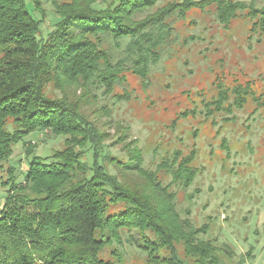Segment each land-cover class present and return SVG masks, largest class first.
<instances>
[{
    "label": "trees",
    "instance_id": "trees-1",
    "mask_svg": "<svg viewBox=\"0 0 264 264\" xmlns=\"http://www.w3.org/2000/svg\"><path fill=\"white\" fill-rule=\"evenodd\" d=\"M47 1L58 21L44 36L41 0H0V264H124L116 245L126 241L145 254V264H254L252 250L234 262L235 250L210 238L209 224L196 226L190 209H179L178 191L200 174L195 147L187 155L174 150L150 170L119 124L114 142L123 156H106L112 113L98 101L99 93L127 98L117 88L126 90L131 79L149 86L151 66L174 40V18L190 24L195 12H208L224 29L241 18L251 22V35L264 36V7L256 0ZM124 39L116 53L111 41L120 48ZM214 85L206 118L249 101L264 108L252 81L230 85L219 76ZM189 115L181 112L172 128ZM43 131L65 138L49 158L25 142ZM20 144L25 169L11 164Z\"/></svg>",
    "mask_w": 264,
    "mask_h": 264
},
{
    "label": "rangeland",
    "instance_id": "rangeland-1",
    "mask_svg": "<svg viewBox=\"0 0 264 264\" xmlns=\"http://www.w3.org/2000/svg\"><path fill=\"white\" fill-rule=\"evenodd\" d=\"M41 1L48 13L42 27L46 36L58 17L47 0ZM172 1L182 0H160L159 6ZM256 7H264V0H256ZM193 16L190 24L189 20L174 18V40L161 61L151 66L148 87L131 79L126 90L117 88L127 98L99 93L98 106L111 110L107 119L112 135L116 125L128 128V142L137 140L147 169L155 170L174 150L187 155L195 147V166L200 174L187 192L178 191L179 209H190L194 225L209 224L210 238L235 250L234 262L252 250V263L264 264V108L249 101L242 110L215 113L211 118L205 117L204 109L217 95L214 84L219 76H225L230 85L252 81L257 95L264 93V36L251 35V22L241 18L224 29L214 14L195 12ZM128 42L122 40L117 48L111 41V46L122 53ZM181 112L190 115L178 118L172 128ZM116 139L114 135L105 142L104 155L123 156L122 143H115ZM64 140L43 131L25 142L36 145L35 155L49 158L63 147ZM86 161L91 163V152ZM11 164L26 168L25 144L17 146ZM110 169L116 172L113 165ZM187 194L194 195L192 203ZM3 196L1 191L0 204ZM116 246L124 264H145V254L132 242Z\"/></svg>",
    "mask_w": 264,
    "mask_h": 264
}]
</instances>
